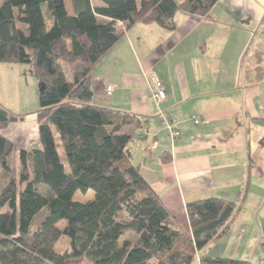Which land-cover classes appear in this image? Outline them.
I'll use <instances>...</instances> for the list:
<instances>
[{"label":"trees","instance_id":"obj_1","mask_svg":"<svg viewBox=\"0 0 264 264\" xmlns=\"http://www.w3.org/2000/svg\"><path fill=\"white\" fill-rule=\"evenodd\" d=\"M101 1L72 0L74 15L66 0L0 5V63L30 64L43 87L31 150L3 135L24 117L0 104V264H193L197 252L229 234L240 212L217 198L189 202L192 235L184 232L132 162L143 119L93 104L94 67L127 30L155 24L174 31L179 12L203 17L219 0ZM161 159L170 162L167 153ZM89 190L92 200L74 199ZM63 236L70 245L59 253ZM202 264L251 263L203 254Z\"/></svg>","mask_w":264,"mask_h":264},{"label":"crops","instance_id":"obj_2","mask_svg":"<svg viewBox=\"0 0 264 264\" xmlns=\"http://www.w3.org/2000/svg\"><path fill=\"white\" fill-rule=\"evenodd\" d=\"M150 73L165 85L168 98L162 103L150 96ZM92 89L96 106L143 119L144 137L132 145V162L184 232L192 235L189 202L217 198L241 207L229 234L202 253L261 264L264 0H219L203 17L179 12L174 31L134 25L94 67ZM162 113L181 137L165 135ZM194 114L202 124H194ZM33 120L32 131L38 128L37 116ZM164 153L170 162H162ZM79 193L74 199L83 203L95 196L89 190L82 201Z\"/></svg>","mask_w":264,"mask_h":264},{"label":"rangeland","instance_id":"obj_3","mask_svg":"<svg viewBox=\"0 0 264 264\" xmlns=\"http://www.w3.org/2000/svg\"><path fill=\"white\" fill-rule=\"evenodd\" d=\"M3 0H0V5ZM66 8L70 15H74L72 2L66 0ZM40 85L30 64L0 63V104L17 116L24 117V121L11 124L2 131L3 135L11 139L19 148L31 150L38 142V128L33 130L34 118L40 110ZM165 130V129H164ZM165 135L167 131L165 130ZM59 154L62 162L69 169L63 146L57 136ZM0 170V190L3 188ZM77 199L86 201L88 194L79 193ZM133 240V238H131ZM70 239L63 236L56 250L64 253L69 249ZM216 247V246H215Z\"/></svg>","mask_w":264,"mask_h":264},{"label":"built area","instance_id":"obj_4","mask_svg":"<svg viewBox=\"0 0 264 264\" xmlns=\"http://www.w3.org/2000/svg\"><path fill=\"white\" fill-rule=\"evenodd\" d=\"M147 77L149 83L150 96L154 100H156L157 103H162L166 101L168 98V94L161 78L155 73H150L147 75ZM113 90L114 89L110 87L107 91V94L111 95L113 93ZM162 118H163L164 129L168 132L169 138L171 140H176L179 137H181L182 133L180 132V130L176 128L172 120L163 113H162ZM191 119L195 125H200L204 121L203 118L198 114L192 115ZM138 137L143 138L144 135L138 133ZM202 256H203L202 251L197 252L193 264H202ZM261 264H264V259L261 261Z\"/></svg>","mask_w":264,"mask_h":264},{"label":"water","instance_id":"obj_5","mask_svg":"<svg viewBox=\"0 0 264 264\" xmlns=\"http://www.w3.org/2000/svg\"><path fill=\"white\" fill-rule=\"evenodd\" d=\"M41 90H43V87L41 88Z\"/></svg>","mask_w":264,"mask_h":264}]
</instances>
